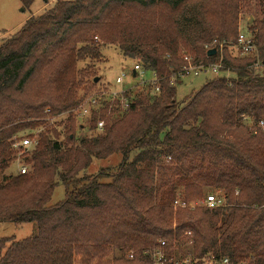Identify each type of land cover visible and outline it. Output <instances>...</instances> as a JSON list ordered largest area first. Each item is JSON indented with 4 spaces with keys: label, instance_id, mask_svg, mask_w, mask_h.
Wrapping results in <instances>:
<instances>
[{
    "label": "trees",
    "instance_id": "trees-1",
    "mask_svg": "<svg viewBox=\"0 0 264 264\" xmlns=\"http://www.w3.org/2000/svg\"><path fill=\"white\" fill-rule=\"evenodd\" d=\"M242 16L256 57L208 56L213 42L236 40ZM106 46L154 73L159 93L130 90L127 110L101 99L84 125L72 112L96 91L92 66ZM186 55L221 59L229 76L177 102L181 81L169 82ZM257 60L264 0H54L30 16L0 44V224L34 223L36 234L1 239L0 264H153L156 252L167 264L181 248L197 264H264V135L253 126L264 120V76L248 70ZM25 136L37 140L19 156L27 172L7 175ZM113 155L115 166L86 174ZM57 184L64 199L50 206ZM210 194L224 206L173 205Z\"/></svg>",
    "mask_w": 264,
    "mask_h": 264
},
{
    "label": "rangeland",
    "instance_id": "rangeland-1",
    "mask_svg": "<svg viewBox=\"0 0 264 264\" xmlns=\"http://www.w3.org/2000/svg\"><path fill=\"white\" fill-rule=\"evenodd\" d=\"M54 0H34L30 6H26L24 0H0V44L10 37H12L32 16L41 15L47 7H51ZM51 5V6H48ZM252 22V18L242 16L240 20L239 28L245 32L246 25ZM103 58L100 62L95 63L93 70L97 74L99 81L96 86V90L103 87H112L118 90L119 86L116 85L115 79L121 74H125L132 69L134 61L124 59L120 52L111 46H106L101 49ZM92 63L85 61L80 63V68L90 67ZM215 75L209 72L201 73L197 77L189 76L181 80V83L177 84L176 100L180 102L191 91L198 90L208 79L213 78ZM231 76V75H230ZM151 78L149 72L145 73V80ZM137 80L132 77H126L124 80L125 85L134 86L137 84ZM124 85V86H125ZM127 86V87H128ZM98 88V89H97ZM111 89V88H110ZM83 93L80 94L82 96ZM85 119H79L78 123L84 122ZM78 137L87 136L89 133L87 129L77 132ZM120 160L119 155H113L104 161H93L91 166L87 169L86 174L93 175L97 173V170L103 167L115 166ZM21 161L15 160L10 164V167L6 170L7 175H16L19 164ZM65 188L61 184H57L54 188L53 194L48 205H55L64 199ZM36 234V225L34 223L14 225L11 223L0 224V240L3 238H11L14 241H21L23 239L32 237ZM167 264H197L196 261H192L188 252L185 249H180L178 255H176L173 261L167 262ZM204 264V263H203ZM207 264V263H205Z\"/></svg>",
    "mask_w": 264,
    "mask_h": 264
},
{
    "label": "built area",
    "instance_id": "built-area-1",
    "mask_svg": "<svg viewBox=\"0 0 264 264\" xmlns=\"http://www.w3.org/2000/svg\"><path fill=\"white\" fill-rule=\"evenodd\" d=\"M216 47H218L220 51H222L223 48L228 49L239 58L256 57L257 55V49L254 44L253 35H251V33H248L247 31L243 32L240 28L238 29L237 37L234 42H213L210 46L207 47V51L210 49H217ZM183 61L184 63L180 68L179 72H177L176 77L170 78L169 83L171 86H175L176 81H181L182 79L189 76L197 77L199 74L206 72L212 73L215 76H229V71L224 70L221 59L217 63L194 64L192 58L186 55L183 57ZM248 70L251 71L252 74L255 76H264V63L262 61L257 60L248 67ZM146 72L149 71L143 69L139 64L134 63L130 71L125 74H121V76L115 79L116 85L119 86L118 90L113 89L112 87H110L111 89L109 87H103L102 89L100 88L94 91L93 93L84 96L77 109L72 112L73 115L77 118V120L82 118L88 120L91 117L92 112L98 109L101 99L106 100L108 102L117 101L122 110H127L131 101H128L124 97V94L129 92L130 90L138 89L144 91L145 89L147 90L148 88H150L151 94L159 93L160 79L154 73L149 72L151 74V78L145 80ZM126 77H132L133 79H136L138 81L137 84L134 86L125 85L124 80L126 79ZM253 126L262 135H264L263 119L258 120ZM103 128V121H98L96 123V128L94 132L101 133L103 131ZM36 146L37 140L35 138H29L26 136L22 137L18 142L13 145V148L19 151L18 158L16 160L21 161L19 159V156L23 153H28L29 151L33 150ZM20 163L21 164H19L17 174L24 175L27 172V168L22 162ZM173 205L178 208L192 209L195 207H205L207 209H216L220 206H224V201L218 199L215 195L210 194L207 195L203 200L197 201L195 203H184L182 201L176 200ZM161 245L163 246L164 243H161ZM153 264H164V258L160 252L154 253ZM221 264H229V262L227 259H224Z\"/></svg>",
    "mask_w": 264,
    "mask_h": 264
},
{
    "label": "water",
    "instance_id": "water-1",
    "mask_svg": "<svg viewBox=\"0 0 264 264\" xmlns=\"http://www.w3.org/2000/svg\"><path fill=\"white\" fill-rule=\"evenodd\" d=\"M207 55L208 56H214V55H216V49H210V50H208L207 51ZM98 81H99V78L97 77V78H95L94 83L96 84V83H98Z\"/></svg>",
    "mask_w": 264,
    "mask_h": 264
},
{
    "label": "crops",
    "instance_id": "crops-1",
    "mask_svg": "<svg viewBox=\"0 0 264 264\" xmlns=\"http://www.w3.org/2000/svg\"><path fill=\"white\" fill-rule=\"evenodd\" d=\"M48 6H51V5H48ZM48 8V7H47ZM32 16V15H31Z\"/></svg>",
    "mask_w": 264,
    "mask_h": 264
}]
</instances>
